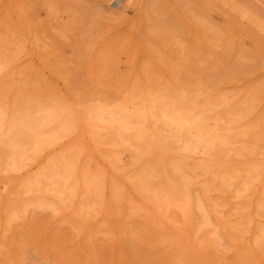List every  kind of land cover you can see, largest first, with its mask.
<instances>
[{
	"label": "bare ground",
	"instance_id": "bare-ground-1",
	"mask_svg": "<svg viewBox=\"0 0 264 264\" xmlns=\"http://www.w3.org/2000/svg\"><path fill=\"white\" fill-rule=\"evenodd\" d=\"M212 1L228 28L251 34L264 64L263 0ZM148 2L99 0L97 15L123 21L129 8L142 13ZM27 4L0 0V86L23 73L10 44L25 36L31 51L40 46L33 33L39 15ZM46 16L47 32L75 43L78 55L88 47L99 49L81 37L91 30L71 13L47 11ZM215 43L214 52L221 48L219 39ZM175 45L180 54L187 53L182 42ZM207 55L198 65L212 62L210 73L218 72L221 63ZM137 74L143 83L149 80ZM105 75L107 85H118L119 95L84 106L59 93L46 98L13 89L5 95L0 87V241L12 234L13 223L24 225L30 210L42 209L76 232V243L114 240L110 246L117 252L121 239L132 233L128 218L136 215L144 218L139 242L153 233V244L177 249L178 264H185L182 237L202 253L212 247L221 261L264 264V90L256 89L259 78L234 91L211 90L208 84L191 94L177 85L143 89ZM159 223L171 226L169 235ZM5 252L11 256V249ZM50 253L20 242L15 264H53Z\"/></svg>",
	"mask_w": 264,
	"mask_h": 264
},
{
	"label": "rangeland",
	"instance_id": "rangeland-1",
	"mask_svg": "<svg viewBox=\"0 0 264 264\" xmlns=\"http://www.w3.org/2000/svg\"><path fill=\"white\" fill-rule=\"evenodd\" d=\"M25 1L32 13L39 15L37 29L40 33L37 29H33V33L40 46L31 51L25 36L10 44V55L18 54L16 59L20 60L16 63L21 64L18 69L23 73L14 83L8 79L0 86L5 95L13 89L14 93L22 91L46 98L59 93L68 102L82 106L91 104V99L113 101L119 95V88L118 85H107L103 77L107 73L118 76L119 81L143 85V89L177 85L191 94L208 84L211 90L229 87L234 91L247 80L258 77L256 89L264 90V64L253 37L247 30L234 32L228 28L221 10L212 0H148L150 8L142 13L129 8L123 21L115 22L105 21L97 15L99 0ZM47 11L69 12L76 22L83 21L91 31L81 37L94 41L92 47L98 46L99 49L92 52L88 47L80 56L75 43L52 37L46 29ZM8 29H11L10 24L2 32L3 37L9 34ZM217 39L221 48L214 52L211 46ZM176 41L185 45L186 54L179 53ZM0 49L4 48L0 46ZM31 52H34L32 56ZM208 52L214 55L216 63H221L219 71H213L214 74L208 68L212 62L204 68L198 65L199 59L208 58ZM195 54H202V57ZM187 55L190 56L188 61ZM137 70L149 78L146 83H143L142 75L138 76ZM128 219L133 221L131 227L128 226L132 233L124 236L118 243L117 252H113L110 245L114 240L76 243L79 240L76 232L57 222V217L42 209L30 210L24 225L13 223L12 234L0 241L2 259L4 264H15L18 245L25 242L39 249L48 248L53 264H162L161 260L163 264H178L175 258L177 249L172 244L164 248V245L152 243L154 229L147 242H139L145 232L144 218L133 215ZM159 226L165 235H169V224L159 223ZM155 229L159 227L155 226ZM175 231L187 235L183 230ZM182 239L180 258L185 264H233V259H216L212 247L202 253L197 246L191 247L192 241ZM7 248L11 249V256L5 252ZM243 249L245 247L241 246L239 250Z\"/></svg>",
	"mask_w": 264,
	"mask_h": 264
}]
</instances>
